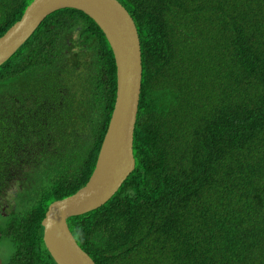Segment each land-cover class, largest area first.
<instances>
[{
    "label": "trees",
    "instance_id": "1",
    "mask_svg": "<svg viewBox=\"0 0 264 264\" xmlns=\"http://www.w3.org/2000/svg\"><path fill=\"white\" fill-rule=\"evenodd\" d=\"M32 0H0V37ZM140 42L134 170L67 220L95 264H264V0H117ZM115 64L97 25L48 15L0 66L2 264H55L48 205L85 185Z\"/></svg>",
    "mask_w": 264,
    "mask_h": 264
},
{
    "label": "water",
    "instance_id": "2",
    "mask_svg": "<svg viewBox=\"0 0 264 264\" xmlns=\"http://www.w3.org/2000/svg\"><path fill=\"white\" fill-rule=\"evenodd\" d=\"M66 8L82 12L101 30L114 59L116 91L91 175L75 193L48 205L40 222L42 242L55 264H95L77 245L67 220L104 205L134 170L133 133L142 71L135 23L117 0H32L0 37V66L48 15Z\"/></svg>",
    "mask_w": 264,
    "mask_h": 264
},
{
    "label": "flooded vegetation",
    "instance_id": "3",
    "mask_svg": "<svg viewBox=\"0 0 264 264\" xmlns=\"http://www.w3.org/2000/svg\"><path fill=\"white\" fill-rule=\"evenodd\" d=\"M8 208H9V207H8V203L6 202L5 198H3L2 201H1V206H0V212H1V214L6 215V214H5V211H6Z\"/></svg>",
    "mask_w": 264,
    "mask_h": 264
},
{
    "label": "rangeland",
    "instance_id": "4",
    "mask_svg": "<svg viewBox=\"0 0 264 264\" xmlns=\"http://www.w3.org/2000/svg\"><path fill=\"white\" fill-rule=\"evenodd\" d=\"M13 198H14L13 193H11V192L6 193L5 200L8 203V207L13 204V202H14Z\"/></svg>",
    "mask_w": 264,
    "mask_h": 264
},
{
    "label": "clouds",
    "instance_id": "5",
    "mask_svg": "<svg viewBox=\"0 0 264 264\" xmlns=\"http://www.w3.org/2000/svg\"><path fill=\"white\" fill-rule=\"evenodd\" d=\"M40 24H41V23H40ZM34 32H35V31H34ZM34 32H33V33H34ZM30 37H31V36H30ZM30 37H29V38H30ZM29 38H28V39H29ZM28 39H27V40H28ZM27 40H26V41H27ZM26 41H25V42H26ZM0 260H1V259H0Z\"/></svg>",
    "mask_w": 264,
    "mask_h": 264
}]
</instances>
